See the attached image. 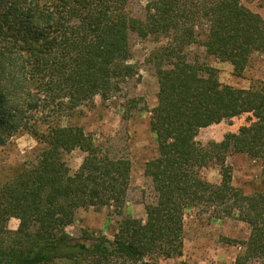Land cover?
<instances>
[{
	"label": "trees",
	"instance_id": "16d2710c",
	"mask_svg": "<svg viewBox=\"0 0 264 264\" xmlns=\"http://www.w3.org/2000/svg\"><path fill=\"white\" fill-rule=\"evenodd\" d=\"M127 3L0 0V145L21 131L42 144L0 181V264H158L181 255L189 209L248 225L233 264L264 259V189L247 194L233 186L225 163L232 151L261 159L264 177V80L248 88L222 84L216 68L183 50L198 44L239 75L252 52L264 56V20L240 0H147L141 18ZM132 34L165 40L149 58L158 84L150 109L157 153L143 171L154 199L144 203V219L122 217L112 238H72L66 227L80 208L110 206L121 214L130 162L102 156L91 134L62 120L95 96L127 98L122 85L138 73ZM138 99L127 100L123 116ZM242 113L253 119L237 132L218 142L196 139L200 128ZM75 148L84 156L71 172L63 153ZM209 165L219 167L218 183L200 176ZM10 218L16 229L8 228Z\"/></svg>",
	"mask_w": 264,
	"mask_h": 264
},
{
	"label": "rangeland",
	"instance_id": "374dc122",
	"mask_svg": "<svg viewBox=\"0 0 264 264\" xmlns=\"http://www.w3.org/2000/svg\"><path fill=\"white\" fill-rule=\"evenodd\" d=\"M147 0H128V12L135 17H143ZM249 10L257 13L264 20V0H240ZM204 24V23H203ZM164 39L130 36L131 62L138 73L122 85L127 98L112 96L102 100L95 96L89 104L76 109L73 116L64 118V125H78L94 138L101 146L102 156H123L130 162V181L125 204L119 215L110 206L80 208L76 211L73 222L66 227L72 238L85 235L104 234L108 238L116 231L117 224L124 216L145 218L144 203L154 199L150 179L144 174L145 162L157 153L155 135L150 125V109L156 104L158 84L150 53L163 45ZM189 59H197L217 69L218 80L235 88H248L256 81L264 80V56L252 52L241 74L233 71L230 62L220 55H207L204 47L190 43L184 46ZM138 99L136 108L130 115L123 116L128 107L129 98ZM253 119L251 113H242L230 120L200 128L196 139L201 143L220 141L227 132H237L242 125ZM42 148L28 132L21 131L0 145V181L6 179L11 171L25 161L35 158ZM84 156L80 149L63 153V159L70 171H75ZM225 163L231 167V184L249 194L264 189L261 159L252 158L244 153L228 152ZM200 176L212 183L220 181L219 167L209 165L200 171ZM18 220L10 218L7 226L16 229ZM249 234L245 222L234 218L209 219L194 210L185 211L183 216L181 255L159 259L158 264H233L235 257L243 250L241 241ZM56 264H69L67 260ZM248 264H264V259H256Z\"/></svg>",
	"mask_w": 264,
	"mask_h": 264
}]
</instances>
